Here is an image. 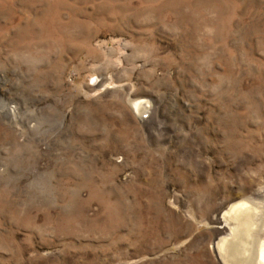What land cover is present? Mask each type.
<instances>
[{
    "label": "rangeland",
    "instance_id": "rangeland-1",
    "mask_svg": "<svg viewBox=\"0 0 264 264\" xmlns=\"http://www.w3.org/2000/svg\"><path fill=\"white\" fill-rule=\"evenodd\" d=\"M242 201L264 0H0V264H223Z\"/></svg>",
    "mask_w": 264,
    "mask_h": 264
},
{
    "label": "bare ground",
    "instance_id": "bare-ground-1",
    "mask_svg": "<svg viewBox=\"0 0 264 264\" xmlns=\"http://www.w3.org/2000/svg\"><path fill=\"white\" fill-rule=\"evenodd\" d=\"M134 105L141 113L150 108L146 99H138ZM14 113L10 110V114ZM254 203L242 201L228 209V221L219 227L221 233L213 245L221 263L264 264V220Z\"/></svg>",
    "mask_w": 264,
    "mask_h": 264
}]
</instances>
